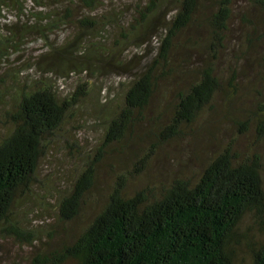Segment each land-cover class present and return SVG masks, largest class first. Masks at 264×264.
Listing matches in <instances>:
<instances>
[{
  "label": "trees",
  "instance_id": "trees-1",
  "mask_svg": "<svg viewBox=\"0 0 264 264\" xmlns=\"http://www.w3.org/2000/svg\"><path fill=\"white\" fill-rule=\"evenodd\" d=\"M252 4L264 6V0ZM233 6L234 0H0L3 234L33 245L17 209L34 196L41 161L60 143L71 147L68 139L88 129L74 126L82 113L103 125L104 141L88 154L73 189L59 197L64 227L80 219L108 152L117 159L139 157L143 149L135 150V142L154 139L135 165V180L173 142L198 133L216 139L223 119L236 132L196 181L175 178L130 191V176L119 175L94 219L71 241L37 253L33 264H264V156L258 150L264 143V89L245 91L235 70L219 74ZM251 28L249 47L264 50V31L257 33L255 23ZM38 42L42 48L29 53ZM199 48L209 59L187 71L178 51ZM261 61L264 72L263 54ZM111 71L129 76L116 96L117 82L100 84ZM191 71L186 84L177 82ZM68 80L75 81L67 86ZM163 87L172 100L157 111ZM89 102L92 112H83ZM248 133L255 140L245 149L239 139ZM245 217L250 226L244 227ZM243 243L250 248L248 262L238 260Z\"/></svg>",
  "mask_w": 264,
  "mask_h": 264
},
{
  "label": "rangeland",
  "instance_id": "rangeland-1",
  "mask_svg": "<svg viewBox=\"0 0 264 264\" xmlns=\"http://www.w3.org/2000/svg\"><path fill=\"white\" fill-rule=\"evenodd\" d=\"M110 2V1H109ZM253 0H234L233 15L230 23V30L227 34L226 49L219 62V74L227 77L234 70L240 73L239 83L245 91L252 90L256 85L259 89H264V80H260V56L264 55L261 48H250L247 43V37L252 33V23L256 24V31L262 34L264 31V6L252 4ZM111 3V2H110ZM127 3V2H124ZM113 4V3H111ZM173 6V5H172ZM172 14L173 11L169 10ZM72 28L68 29L70 33ZM203 34H200L202 37ZM184 37V36H183ZM181 37L179 42L184 43ZM31 50L41 49L42 43H33ZM136 50L131 48L129 53ZM139 50V49H138ZM143 55V54H141ZM178 58L186 59L187 71H197L209 59V56L198 49L190 53L183 50L178 51ZM191 71L188 76L178 79V83H183L192 79L194 72ZM111 71L107 76L100 80V84L106 87V84L117 82L114 95L122 91L120 82H125L128 75L117 77ZM230 74V75H231ZM95 80V79H94ZM75 80L66 81L67 86H71ZM187 81L184 83L186 84ZM94 82V81H93ZM190 82V81H189ZM62 83V82H61ZM65 83V81L63 82ZM175 84L172 85L174 87ZM164 87L157 102L161 107L157 111H162L172 100V94L166 93ZM164 92V97H161ZM224 101L223 96L219 102ZM250 104L251 99L245 100ZM83 112H92L91 102L85 104ZM79 122L74 126H87L86 131L79 132L77 139H68L70 144L63 143L55 146L49 155L43 159L39 167V184L34 196L28 198L25 204L19 205L17 212L20 213L17 221L28 234L33 235V245L27 243L22 237L15 234H3L0 231V264H33L37 253L59 248L66 240L71 241L85 226H87L105 205L107 197L112 190L114 183L119 175L128 174L130 176L129 190L133 191L146 187H161L170 183L175 178H190L196 181L202 174L206 165L212 161L222 148L231 140L236 138V132L231 122L223 119L219 123V128L215 133V138H208L207 134L198 133L189 138L173 142L158 150L149 165L144 169L143 176L132 180L136 163L149 153V147L154 139L137 140L133 145L135 150L143 149L140 156L126 154L121 159L114 157V154H106L104 162L99 167L97 188L93 196L84 205L81 211V217L77 222L64 227L60 221V198L65 196L73 189L79 173L84 171L86 163L91 160L88 154H93L94 150L104 141L103 125L93 121L92 115L85 117L82 113ZM254 137L248 133L245 137L239 139V145L242 148L249 149L254 144ZM154 143V142H153ZM152 143V144H153ZM259 152L264 156V143L258 147ZM128 172V173H127ZM61 195V196H60ZM244 227L251 225L250 217H245ZM250 238L252 233L249 232ZM257 238V237H256ZM239 262H248L250 248L248 244L237 247Z\"/></svg>",
  "mask_w": 264,
  "mask_h": 264
}]
</instances>
